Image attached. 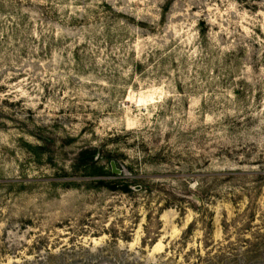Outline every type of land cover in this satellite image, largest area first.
<instances>
[{
	"label": "rangeland",
	"instance_id": "374dc122",
	"mask_svg": "<svg viewBox=\"0 0 264 264\" xmlns=\"http://www.w3.org/2000/svg\"><path fill=\"white\" fill-rule=\"evenodd\" d=\"M0 264H264V0H0Z\"/></svg>",
	"mask_w": 264,
	"mask_h": 264
},
{
	"label": "water",
	"instance_id": "95a60500",
	"mask_svg": "<svg viewBox=\"0 0 264 264\" xmlns=\"http://www.w3.org/2000/svg\"><path fill=\"white\" fill-rule=\"evenodd\" d=\"M112 169L114 173H121V170L117 169L116 162H112Z\"/></svg>",
	"mask_w": 264,
	"mask_h": 264
}]
</instances>
